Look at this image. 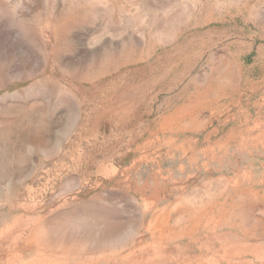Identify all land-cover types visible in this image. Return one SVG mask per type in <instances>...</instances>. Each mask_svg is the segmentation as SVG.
Wrapping results in <instances>:
<instances>
[{"label":"rangeland","instance_id":"374dc122","mask_svg":"<svg viewBox=\"0 0 264 264\" xmlns=\"http://www.w3.org/2000/svg\"><path fill=\"white\" fill-rule=\"evenodd\" d=\"M0 264H264V0H0Z\"/></svg>","mask_w":264,"mask_h":264}]
</instances>
